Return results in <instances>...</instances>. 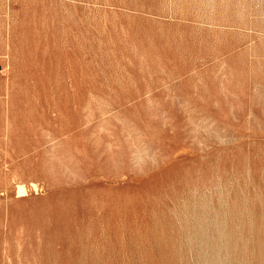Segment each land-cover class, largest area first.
Returning a JSON list of instances; mask_svg holds the SVG:
<instances>
[{"label":"rangeland","instance_id":"374dc122","mask_svg":"<svg viewBox=\"0 0 264 264\" xmlns=\"http://www.w3.org/2000/svg\"><path fill=\"white\" fill-rule=\"evenodd\" d=\"M0 264H264V0H0Z\"/></svg>","mask_w":264,"mask_h":264},{"label":"bare ground","instance_id":"6f19581e","mask_svg":"<svg viewBox=\"0 0 264 264\" xmlns=\"http://www.w3.org/2000/svg\"><path fill=\"white\" fill-rule=\"evenodd\" d=\"M19 192H23V189H20Z\"/></svg>","mask_w":264,"mask_h":264}]
</instances>
